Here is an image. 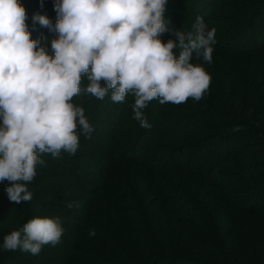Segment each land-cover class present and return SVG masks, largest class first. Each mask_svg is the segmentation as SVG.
<instances>
[{
	"label": "trees",
	"instance_id": "trees-1",
	"mask_svg": "<svg viewBox=\"0 0 264 264\" xmlns=\"http://www.w3.org/2000/svg\"><path fill=\"white\" fill-rule=\"evenodd\" d=\"M54 2L20 0L27 11L31 38L43 44L42 37H46L49 54H53L50 42L57 34L34 22L33 16L46 15L54 26L57 20ZM168 3L166 7L175 8L182 17L172 16V20L165 17L169 31L160 36L164 42L172 39V32L177 30L173 28L174 21H180L182 28L202 17L206 25L217 26L215 42L223 52L218 53L216 83L203 96L206 103L203 98L200 101L190 98L187 102L195 109L185 112L178 105L161 104L154 99L143 109L150 124L145 129L138 121L124 127V119L131 115L127 108L135 101L131 93L122 103L113 102L111 92L102 100L89 94L74 97L72 102L76 106H95L91 120L94 130L88 140L104 151L97 164L106 167L95 170L87 162V169H83L87 174L77 176L75 181L81 191H92V197L102 191L109 195L113 200L111 206H106L109 214L105 217V209L96 208L93 200L89 201V208H81L79 212L74 205L71 208L76 211L70 210L67 201L44 203L38 192H32L29 202L0 203V261L3 260L0 264L22 261L15 254L22 251L3 250V238L22 228L33 211L34 215L42 214L41 218L65 221L61 222L64 231L60 242L53 246L59 253L42 248L34 256L35 264L38 260H43V264H264V0H168ZM183 15L191 20L183 21ZM220 40L231 46L220 45ZM241 54L257 60L259 66L241 61L250 65L243 71L253 69L252 80L240 69L242 80L235 83L229 81L228 75ZM192 62H200L195 54ZM210 65L205 64L204 69L212 77ZM256 79H259L257 89L253 82ZM87 84V77H83L81 87ZM219 97L228 102L225 107L219 105ZM180 145L183 147L178 150ZM154 148H158L156 153ZM233 159L240 165L226 172ZM65 162L70 169H61L50 162L60 170L51 178L68 181V176L61 175L74 174L73 164L70 159ZM49 176L53 175L44 174L41 178ZM84 180L87 187L79 183H85ZM247 194L249 202L236 201ZM71 204H76V199ZM93 207L96 212L90 210ZM17 208L29 210L22 223H18L23 216H17ZM211 210L219 221L218 228L212 225ZM70 212L78 213V222ZM96 228L101 233H95L91 241L86 231Z\"/></svg>",
	"mask_w": 264,
	"mask_h": 264
},
{
	"label": "clouds",
	"instance_id": "clouds-1",
	"mask_svg": "<svg viewBox=\"0 0 264 264\" xmlns=\"http://www.w3.org/2000/svg\"><path fill=\"white\" fill-rule=\"evenodd\" d=\"M167 3L55 0L54 26L46 15L33 16L57 34L49 54L46 37L43 44L31 38L20 0H0V182L9 181L11 202L31 201L27 185L44 164L42 154L74 155L77 129L90 138L94 129L74 97L86 93L102 100L111 92V100L122 103L131 93L133 118L145 129L150 124L143 109L152 100L179 105L203 98L211 77L192 58L212 63L216 30L197 17L192 31L177 30L175 39L162 41L161 34L169 31ZM63 231L59 218H32L6 235L2 248L35 256L45 245H57Z\"/></svg>",
	"mask_w": 264,
	"mask_h": 264
},
{
	"label": "rangeland",
	"instance_id": "rangeland-1",
	"mask_svg": "<svg viewBox=\"0 0 264 264\" xmlns=\"http://www.w3.org/2000/svg\"><path fill=\"white\" fill-rule=\"evenodd\" d=\"M168 5H169V3H167L166 6H168ZM176 15H180L179 17H182L181 14H179L178 10H176L175 8L174 9H171V8L166 7L165 17H167L170 20H172L173 19L172 16H176ZM170 16H171V18H170ZM184 17L185 16L183 15V21H190L191 20V19L187 20L188 18H186V17L184 18ZM194 23L195 22H193V21H191V23L188 22L187 23V26H184V27L180 28V21H174L173 22V25H174L173 28L174 29H177V30H182L184 32H189V31H192L191 29H192V25ZM178 27H179V29H178ZM207 27L209 29L215 28V30H216L215 31V35L218 33L217 26H213L212 23L211 24H208ZM177 30H174V32L177 31ZM170 38L175 39V37L173 35H171ZM226 42L227 41L220 40V45L221 44L224 45ZM227 44L229 46H231L229 42ZM227 44H225V45H227ZM219 47H221V46H219ZM242 48H244V47H242ZM242 48L239 47V49H242ZM222 52H223V50H221L220 48L218 50L217 44L215 42V44L213 45L212 63L209 66V71H210V74L212 75V77H211V83H210V87L211 88L216 83V75H214V74L217 73V70H218V65H216V62H219V60L217 59L218 58V53H222ZM178 54H179V52H177V55ZM199 60H200V62L199 63H196V64H199L201 66L203 65L202 67H204V65L207 64L206 62L203 61L202 58L199 59ZM241 61L242 62L245 61V62H247L249 64H253V65L259 66V64L256 62L257 60H254V58L248 57L246 54H241L239 56V60L238 61H235L236 64H237V66L233 69V72L228 75L229 76V81H233L235 83H238L239 80L240 81L242 80V75L241 74H242L243 69L245 67H247V66H250V65L245 64V63H242ZM240 69H242L241 72L238 71ZM252 71H253V69L250 70L248 68V70H244L243 72H244V75L246 77H248V78H250L252 80V77H251ZM220 73H222V72H220ZM219 78L220 77H218V81H217V85L218 86L221 84ZM258 81H259V79H256V81L255 80L253 81L254 82L255 89L258 88L257 87V82ZM240 86H242V84H240ZM81 95H84V96L86 95L87 96L86 93H82ZM131 95L133 96V94H131ZM245 96H246V94H245ZM203 100L206 103V99L203 98ZM218 100L221 103V104H219L220 106H224L225 107V105L228 104V102L225 99H223V98H220L219 97ZM130 101H131V98H130ZM155 101L159 102V100H157V99H155ZM155 101L152 100L151 102L153 103ZM187 103H188V105H189L190 108L187 106ZM211 105H213L212 102H211ZM79 106L80 107H83L84 112H85V114L87 116V119L89 120L90 124H92L93 123V121H91L93 119L92 116L95 113L94 112L95 111L94 110L95 109L94 104H89V105L88 104H84L82 106L81 105H79ZM178 107H180L181 109H184L185 112L191 111V109L192 110L195 109V107L193 106V104L191 102H186V103L179 104ZM90 108H92V110H90ZM228 109L230 110V108H228ZM127 111H128V114L130 112L131 115L130 116L128 115L124 119V121L126 122V123H124V127L125 128H126V125H128V124L137 123L136 120L133 118L134 117L133 106L131 105V107L127 108ZM99 114H97V115H99ZM0 122H2V120H0ZM239 129L240 128H236V130H239ZM77 133L79 135V147H78V150L76 151V153L74 155L69 154L67 152H61L60 156H58V157H53V156L48 155V154H42L41 155V159L44 161V164L37 166L35 178L33 179V181L31 183H29L27 185L28 190L31 193L33 192L34 194H36L38 192L37 194L40 197V200L43 201L44 203L45 202H48V203H52V204L54 203L55 204L56 201H59V202H65V201H67L65 203H66V205H68L69 203L74 202L75 199H76V204H72V205L78 206V208H77V211L78 212H79V210L81 208H83V209L84 208H89L90 207L89 206V201L90 200H93L94 201V206L95 205L97 206L96 208L101 207V208L105 209V213H106L105 217H106L109 214L107 212L106 206H109V205L111 206L113 204V200H111V198L108 197L109 195H107V194L105 195V193L102 191V193L100 195L93 196L92 197V195H91L92 194V191H86V192L81 191L80 188H79L78 183L75 181V178L77 176L78 177H85V174H87V172L83 170L85 168L87 169V167H86V163L87 162H90L93 166H95V168H94L95 170L96 169H100V168H102L103 170L104 169L106 170V167L105 166L102 167L101 165L97 164V161L100 159L101 154L104 151L101 149L100 146L96 145V143H94V142L91 143L88 140V138H86L82 134V132L79 129H77ZM157 147H159V146H157ZM181 147H183V145H180V147H177L178 150ZM154 149L155 150H153V151L156 153V149H158V148H154ZM190 149L193 150L194 148H190ZM186 150H189V149H186ZM186 154L187 153L183 154V159H186L185 158ZM207 156L210 157L211 155H209V153H208ZM64 159H66V160L70 159L71 163L73 164V166H72V168H73L72 169V172L74 174L68 175L67 173H63L65 175H61L63 177L68 176V181L67 182H65V178H61V177H59V178H51V177H54V175L57 174V172H58L59 169H57V167L51 166L50 165V162L57 163L58 166L61 167V169H70L69 164L67 162H65L66 160H64ZM82 161H84V162H82ZM243 161L246 163V162H248V159H245ZM252 161L253 160H251V162ZM239 165H240V162L237 161V160H235V159H233V160L230 161V166H228L225 170H226V172H228V170H230L232 167L239 166ZM44 174H46V175L50 174V175H53V176H49V178H47L48 176L47 177H44V178H41ZM221 179H223V178L220 177V180ZM84 182L85 183H83V182L82 183L79 182V183H80V185H82L84 187H87V180H84ZM222 182H224V179H223ZM9 186H10V184H9V181H7V180H5L4 183H1L0 184V198H1L0 203L14 204V202H11L9 200V198L7 197L6 189ZM250 191L253 192V189L250 190ZM89 195H91V197ZM250 199H251L250 198V195L247 194V195H242V196L238 197V199L236 201H240V203H247V202L250 201ZM116 207H117V204H116ZM69 209L72 210V211H76V210H74V208H69ZM17 210H18V212H17L18 215L17 216H20V217L23 216L20 219L18 218L19 219L18 220V223H22L23 220L21 221V219L27 218L26 214L29 213V210L26 211V212L25 211L23 212L22 209L19 210V208H17ZM90 210L93 211L94 210V207L91 208ZM96 211H97V209H95L93 212H96ZM212 211H214V210H211L210 211L211 212V218H212L211 222H213L212 225L215 228H218L219 221L216 220V218L214 217V214H213ZM33 212H31L32 213V218H36V217H41L42 216V214L39 215L38 213H37V215H34ZM70 213L72 214L71 217L74 218L78 222L79 221L78 219H80L78 213H75V212H70ZM195 215L196 214H193V216H195ZM62 220L63 219H61V222L65 223V221L64 220L62 221ZM66 224H68V223H66ZM94 230H95V233H98V234L101 233V230H99L97 228L94 229ZM9 231H12V230H9ZM89 231H86V233L88 234L89 237H91V239H92L91 241H93L94 240V237L89 235ZM261 231L263 232V230H261ZM242 235L244 236L245 234L242 233ZM93 245L95 246V244H93ZM89 248L90 247H88V249ZM43 249H44V251H49V253H57V254L60 251V250H58L57 248H55L53 246H50V247L49 246H44ZM95 249H96V247H94V250ZM15 254H17V256L20 258V260H22V261H20L19 264H21V262H24V264H30V261H31V264L32 263L35 264V262H34L35 261V257L33 255H31L30 253H27V252H23L22 251V252H19V253L15 252ZM82 261H84V260H82ZM0 262H3V260H1ZM43 263H44L43 260H38L37 261V264H43Z\"/></svg>",
	"mask_w": 264,
	"mask_h": 264
}]
</instances>
